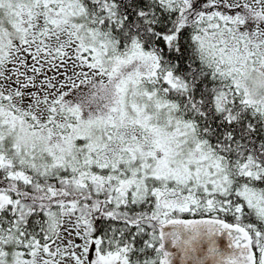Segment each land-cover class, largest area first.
Wrapping results in <instances>:
<instances>
[{
	"label": "snow or ice",
	"instance_id": "snow-or-ice-1",
	"mask_svg": "<svg viewBox=\"0 0 264 264\" xmlns=\"http://www.w3.org/2000/svg\"><path fill=\"white\" fill-rule=\"evenodd\" d=\"M0 264H264V0H0Z\"/></svg>",
	"mask_w": 264,
	"mask_h": 264
}]
</instances>
